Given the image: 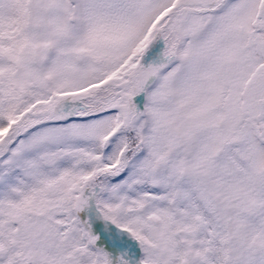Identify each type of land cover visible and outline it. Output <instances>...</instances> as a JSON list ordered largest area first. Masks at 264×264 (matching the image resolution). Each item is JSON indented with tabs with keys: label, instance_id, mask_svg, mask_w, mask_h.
Returning <instances> with one entry per match:
<instances>
[{
	"label": "snow or ice",
	"instance_id": "obj_1",
	"mask_svg": "<svg viewBox=\"0 0 264 264\" xmlns=\"http://www.w3.org/2000/svg\"><path fill=\"white\" fill-rule=\"evenodd\" d=\"M0 264H264V0H0Z\"/></svg>",
	"mask_w": 264,
	"mask_h": 264
}]
</instances>
